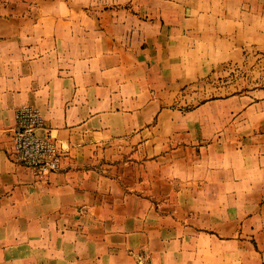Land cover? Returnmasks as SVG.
Here are the masks:
<instances>
[{
	"label": "crops",
	"instance_id": "crops-1",
	"mask_svg": "<svg viewBox=\"0 0 264 264\" xmlns=\"http://www.w3.org/2000/svg\"><path fill=\"white\" fill-rule=\"evenodd\" d=\"M254 54L264 0H0V264H264V83L186 106ZM23 104L62 150L42 179Z\"/></svg>",
	"mask_w": 264,
	"mask_h": 264
},
{
	"label": "built area",
	"instance_id": "built-area-1",
	"mask_svg": "<svg viewBox=\"0 0 264 264\" xmlns=\"http://www.w3.org/2000/svg\"><path fill=\"white\" fill-rule=\"evenodd\" d=\"M15 117V159L41 179L59 170L62 150L46 131L45 118L40 109L32 104H23L17 108Z\"/></svg>",
	"mask_w": 264,
	"mask_h": 264
},
{
	"label": "rangeland",
	"instance_id": "rangeland-1",
	"mask_svg": "<svg viewBox=\"0 0 264 264\" xmlns=\"http://www.w3.org/2000/svg\"><path fill=\"white\" fill-rule=\"evenodd\" d=\"M253 56L240 64L220 65L210 76L190 83L187 91L190 95L187 99L189 102L186 106L194 105L208 97H217L225 93H235L250 88V86L262 85L264 83V57L257 54Z\"/></svg>",
	"mask_w": 264,
	"mask_h": 264
}]
</instances>
